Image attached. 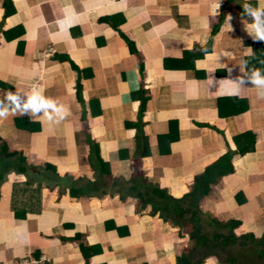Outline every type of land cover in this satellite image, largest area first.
<instances>
[{
    "label": "crops",
    "instance_id": "0c3cea01",
    "mask_svg": "<svg viewBox=\"0 0 264 264\" xmlns=\"http://www.w3.org/2000/svg\"><path fill=\"white\" fill-rule=\"evenodd\" d=\"M216 3L0 0V100L35 85L69 112L59 123L12 112L0 119L8 151L59 178L34 169L28 179L3 176L0 264H175L192 249L187 232L140 209L136 198L111 193L113 180L127 191L140 176L180 198L227 152L233 172L210 186L199 208L206 219L239 222L237 236H264V98L252 85L232 94L229 82L242 75V59L264 70V41L247 33L242 8L264 0ZM69 11L72 26L61 31L57 21ZM90 143L109 176L92 197H73L70 180L98 178ZM13 190L17 205L33 210L24 218L13 217Z\"/></svg>",
    "mask_w": 264,
    "mask_h": 264
},
{
    "label": "trees",
    "instance_id": "16d2710c",
    "mask_svg": "<svg viewBox=\"0 0 264 264\" xmlns=\"http://www.w3.org/2000/svg\"><path fill=\"white\" fill-rule=\"evenodd\" d=\"M127 46L129 51L132 52V46L128 41ZM141 93L144 92L141 91ZM76 96L78 98V89ZM144 102L145 99H142L140 113ZM89 146L95 160L93 163L89 159V164L97 173L98 178L81 186H78L77 181L70 180L67 189L69 195L73 197H92L95 193V187L103 181V175L109 176V172L104 169L103 164L101 165L99 158H96L95 145L90 143ZM251 149L249 146L242 149L238 148V154L244 155L250 152ZM231 159L232 152H227L216 162L205 168L201 174L194 177L190 191L180 198L170 196L166 190L160 189L158 185H153L140 178V176L129 182L130 185L127 187V191L121 188L123 187L121 182L119 185L117 180H113V191L111 193L118 194L121 200H124L126 196L136 198L140 209L149 206L151 216L158 215L164 222H169L172 226L184 229L187 232L192 249L188 253H182L178 256L175 264H202L208 257H216L223 264H264V236L261 238H255L252 234L237 236L233 231L239 226V222L231 220L223 223L209 218L208 220L199 208V203L208 195L210 186L222 177L232 174ZM33 169V167L26 165L25 159L20 153L8 151L6 144L0 139V181L3 176L10 172L24 175L28 179L33 175ZM34 170L42 171L43 177L49 181L59 179L54 169L49 165H44L41 170ZM79 181H82V179ZM30 184L28 180L25 181L27 187ZM38 192L39 186L35 189H28V202L31 200L32 194H38ZM104 193L102 192L100 195ZM14 198L15 191L13 190L11 192L10 208L15 219L24 218L25 214L33 212L30 206L17 205ZM34 210L39 211L38 208ZM210 226L212 230L208 232ZM234 249H237V252L239 250L238 255L233 253ZM241 253H245L246 256L240 255Z\"/></svg>",
    "mask_w": 264,
    "mask_h": 264
},
{
    "label": "clouds",
    "instance_id": "9594fccd",
    "mask_svg": "<svg viewBox=\"0 0 264 264\" xmlns=\"http://www.w3.org/2000/svg\"><path fill=\"white\" fill-rule=\"evenodd\" d=\"M219 8V0L215 5ZM243 12L247 15L251 23L245 25V30L256 41H264V5L253 7L250 3L242 6ZM73 14L69 11L65 17L57 21L61 31L65 26H72ZM247 55L252 56L253 50L247 49ZM264 64V61H261ZM242 74L236 80H229L233 84L232 94H239L240 88L245 85H252L257 88L258 96L264 98V70L257 67L249 68L247 60H241L239 65ZM231 73V69L229 70ZM19 113L21 116L30 115L33 118L43 116L49 122L59 123L68 115V109L56 100L46 97L43 89L33 85L28 91H7L4 99L0 100V119L7 118L9 113Z\"/></svg>",
    "mask_w": 264,
    "mask_h": 264
},
{
    "label": "rangeland",
    "instance_id": "374dc122",
    "mask_svg": "<svg viewBox=\"0 0 264 264\" xmlns=\"http://www.w3.org/2000/svg\"><path fill=\"white\" fill-rule=\"evenodd\" d=\"M236 250H237V249H234L233 253L236 254V255H238L239 250H238V252H237ZM236 252H237V253H236ZM240 255L246 256L245 253H243V254L241 253Z\"/></svg>",
    "mask_w": 264,
    "mask_h": 264
},
{
    "label": "built area",
    "instance_id": "2783aa9c",
    "mask_svg": "<svg viewBox=\"0 0 264 264\" xmlns=\"http://www.w3.org/2000/svg\"><path fill=\"white\" fill-rule=\"evenodd\" d=\"M115 1H119V0H115ZM121 1V0H120Z\"/></svg>",
    "mask_w": 264,
    "mask_h": 264
}]
</instances>
